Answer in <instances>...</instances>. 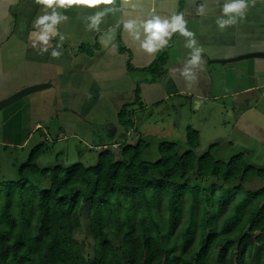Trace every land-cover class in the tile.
<instances>
[{
  "label": "trees",
  "instance_id": "obj_1",
  "mask_svg": "<svg viewBox=\"0 0 264 264\" xmlns=\"http://www.w3.org/2000/svg\"><path fill=\"white\" fill-rule=\"evenodd\" d=\"M128 107L120 121L130 131ZM187 134L181 154L162 141L145 160L139 134L95 165H68L62 153L43 165L45 144L35 146L0 179V264H264V184L247 188L264 182V165L245 153L219 160V143L200 154L199 132ZM87 203L91 254L77 239Z\"/></svg>",
  "mask_w": 264,
  "mask_h": 264
},
{
  "label": "crops",
  "instance_id": "obj_2",
  "mask_svg": "<svg viewBox=\"0 0 264 264\" xmlns=\"http://www.w3.org/2000/svg\"><path fill=\"white\" fill-rule=\"evenodd\" d=\"M205 3L207 14L199 16L194 0H144L143 10L109 13L100 32L85 31L84 23L106 6L60 9L68 19L59 25L64 55L55 60L34 47L40 44L33 22L42 14L41 6L34 0H0V101L26 87L50 84L0 111V158L10 150L16 153L8 156L16 169L35 146L70 141L88 151L111 147L119 153V146L137 130V114L149 115L164 105L190 114L195 104L198 111L211 105H218L217 112L230 107L234 127L256 146L250 155L264 157V58L215 62L264 52V0H257L244 23L223 31L215 23L220 14L216 0ZM149 9L161 16L182 12L189 20L206 61L197 83L189 86L174 71L187 55L184 37L174 35L167 48L150 56L123 30L124 19L144 16ZM105 33L113 36L114 51L100 43ZM127 105L134 120L130 131L120 121Z\"/></svg>",
  "mask_w": 264,
  "mask_h": 264
},
{
  "label": "clouds",
  "instance_id": "obj_3",
  "mask_svg": "<svg viewBox=\"0 0 264 264\" xmlns=\"http://www.w3.org/2000/svg\"><path fill=\"white\" fill-rule=\"evenodd\" d=\"M256 2L257 0H216L220 13L215 20L217 27L223 31L244 23L249 10L256 6ZM34 3L42 8V14L38 15L33 22V30L40 33V44L34 47L37 48L38 54H47L52 59L60 60L64 55L62 42L65 36L59 31V25L68 19L60 9L74 6L96 9L100 5L106 6L103 10H97L88 15L84 23L85 31L100 32V26L109 13L114 14L128 8L143 10L144 0H34ZM193 6L197 15L207 14L205 0H200V3L194 0ZM188 25L189 20L182 12L161 16L151 9L147 10L144 16L122 21L123 30L129 38L138 44L139 50L150 56L167 48L174 35L179 34L184 37L187 55L179 61L180 66L174 71L191 86L198 82L200 73L205 71L206 61L204 48ZM109 33L104 34L100 43L104 48L114 51L116 45L113 36ZM53 40H57L58 43L53 45Z\"/></svg>",
  "mask_w": 264,
  "mask_h": 264
},
{
  "label": "rangeland",
  "instance_id": "obj_4",
  "mask_svg": "<svg viewBox=\"0 0 264 264\" xmlns=\"http://www.w3.org/2000/svg\"><path fill=\"white\" fill-rule=\"evenodd\" d=\"M215 106L218 105H211L208 109L206 108L204 110L203 108L198 111L197 105L195 104L193 107L191 106L192 113L188 114L187 111L180 110L177 105L174 109L164 105L160 110L153 108L149 115H146V113L137 114L135 119V127L137 130H134L135 134L130 135L129 138L124 141V144H136L140 139L139 134H141L148 144L144 153L145 160H154L157 158L159 155L158 147L162 141L178 143L179 146L177 150L181 154L189 149L187 141L188 134L185 131L188 125L199 132L200 145L197 149L198 153L201 154L205 152L210 145L219 143L218 147L213 151L217 159L227 162L239 153H248L246 155L248 163L255 164L254 161H256L257 164L263 165L264 157L260 158L254 155V159L252 154L250 155L249 153L252 152L253 149H256V146L253 145V139L251 140L249 135L236 130L234 127L235 121H233L231 116V108L228 107L226 110V106L225 109H222L223 107L221 106L220 110L222 112H217V107ZM45 147L46 150L39 159V162L43 165H48L50 162L55 161L59 153H62L68 165H72L79 161L83 162L85 165H95L97 163L99 152L96 150L88 151L86 147H80L79 143L70 141L45 144ZM78 147L82 148L83 151L81 152L80 150V152H78ZM62 150H65V152ZM16 155V153L10 150L7 155H4V158H0V179L10 180L15 177L16 169L12 166L10 157L8 156L16 157ZM62 155H59V157H62ZM28 157L24 159L23 162L26 161ZM19 161L20 160H18V162ZM263 184V181L253 179L248 183L247 188L258 189L263 186ZM88 207L89 204L87 203L82 214V228L77 235V239L81 241L83 245L85 254H91L93 246V239L89 231Z\"/></svg>",
  "mask_w": 264,
  "mask_h": 264
},
{
  "label": "water",
  "instance_id": "obj_5",
  "mask_svg": "<svg viewBox=\"0 0 264 264\" xmlns=\"http://www.w3.org/2000/svg\"><path fill=\"white\" fill-rule=\"evenodd\" d=\"M254 57H258V58H264V52H254V53H249V54H245V55H241L238 56L237 58H232L229 60H216L215 62L217 63H225L228 61H234V60H242V59H249V58H254ZM47 87H50V84H46V83H42V84H36V85H32L29 87H26L12 95H10L9 97H7L4 100L0 101V111L4 110L5 108H7L8 106L12 105L13 103L19 101L20 99L29 96L33 93L36 92H40L43 89H46Z\"/></svg>",
  "mask_w": 264,
  "mask_h": 264
}]
</instances>
